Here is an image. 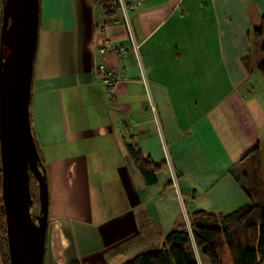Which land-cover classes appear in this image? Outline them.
<instances>
[{"label": "crops", "instance_id": "0c3cea01", "mask_svg": "<svg viewBox=\"0 0 264 264\" xmlns=\"http://www.w3.org/2000/svg\"><path fill=\"white\" fill-rule=\"evenodd\" d=\"M126 1L136 5L128 20L138 53L120 9L40 0L30 121L48 187L43 264H123L158 249L192 212L249 202L238 177L264 134L261 40L252 35L264 0ZM101 65L116 71L112 91ZM128 143L164 161L152 182Z\"/></svg>", "mask_w": 264, "mask_h": 264}, {"label": "water", "instance_id": "95a60500", "mask_svg": "<svg viewBox=\"0 0 264 264\" xmlns=\"http://www.w3.org/2000/svg\"><path fill=\"white\" fill-rule=\"evenodd\" d=\"M40 0H2L0 9V190L9 264H43L48 187L30 121ZM38 184L32 208L30 176Z\"/></svg>", "mask_w": 264, "mask_h": 264}, {"label": "trees", "instance_id": "16d2710c", "mask_svg": "<svg viewBox=\"0 0 264 264\" xmlns=\"http://www.w3.org/2000/svg\"><path fill=\"white\" fill-rule=\"evenodd\" d=\"M2 0L0 1L1 5ZM109 16L118 8L117 0H94ZM40 9V7H39ZM1 17V9H0ZM261 40L262 60L257 70L264 79V17L252 31ZM127 150L146 180L152 182L154 173L164 161L155 162L144 156L136 143ZM264 134L241 160L244 169L238 177L249 202L230 213L198 210L188 215L191 227L180 223L169 231L158 249L136 254L123 264H200L196 253L206 264H262L264 262ZM40 156V153H39ZM42 161V158L40 156ZM44 166V163L42 161ZM1 180V171H0ZM0 256L9 264L2 199L0 198ZM69 264H80L73 260Z\"/></svg>", "mask_w": 264, "mask_h": 264}, {"label": "built area", "instance_id": "2783aa9c", "mask_svg": "<svg viewBox=\"0 0 264 264\" xmlns=\"http://www.w3.org/2000/svg\"><path fill=\"white\" fill-rule=\"evenodd\" d=\"M117 5H118V9H120V11L122 13L124 24L127 27L130 49L133 50L134 52L138 53L139 45L134 41L133 34L131 31V27H130V22L128 20V10L134 9L136 7V5L133 2H127L126 0H117ZM109 46H110V40L106 36H102L101 37V43L99 46L100 53H104ZM118 50L120 53H124L128 50V47L127 46H120ZM99 72L104 77V82H105L107 88L110 91H112L115 87V84H116V80H115V72L116 71L111 67L101 65L99 67ZM150 108H151L154 120H155L156 124L158 125V118H157V113L155 111V108L152 104H151ZM166 162L170 168L169 169V178L171 179V182H173L174 186L176 187V185H177V183H176L177 182V174H176L175 170L173 169V167L171 166L168 157H166ZM178 195H181V192L179 190H178ZM187 224H188V222H187ZM187 224H186V226H187Z\"/></svg>", "mask_w": 264, "mask_h": 264}, {"label": "rangeland", "instance_id": "374dc122", "mask_svg": "<svg viewBox=\"0 0 264 264\" xmlns=\"http://www.w3.org/2000/svg\"><path fill=\"white\" fill-rule=\"evenodd\" d=\"M30 191H31L32 199H33L32 208L34 209L35 212H38L39 211L38 184H37L36 178L34 176H32V175L30 176ZM0 198H1V190H0ZM186 227H187V229L189 231H191V227H190L189 221H188V224H187Z\"/></svg>", "mask_w": 264, "mask_h": 264}]
</instances>
